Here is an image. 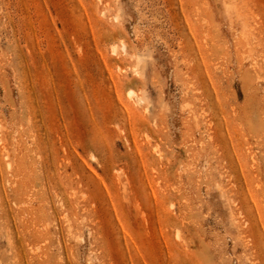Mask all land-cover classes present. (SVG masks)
<instances>
[{"label": "rangeland", "instance_id": "1", "mask_svg": "<svg viewBox=\"0 0 264 264\" xmlns=\"http://www.w3.org/2000/svg\"><path fill=\"white\" fill-rule=\"evenodd\" d=\"M0 264H264V0H0Z\"/></svg>", "mask_w": 264, "mask_h": 264}, {"label": "bare ground", "instance_id": "2", "mask_svg": "<svg viewBox=\"0 0 264 264\" xmlns=\"http://www.w3.org/2000/svg\"><path fill=\"white\" fill-rule=\"evenodd\" d=\"M130 93H131V94H136V92H135L134 90H132V89L130 90ZM142 99H143V98H140V100H142Z\"/></svg>", "mask_w": 264, "mask_h": 264}]
</instances>
